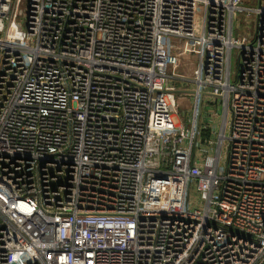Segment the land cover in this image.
Segmentation results:
<instances>
[{
	"label": "built area",
	"instance_id": "1",
	"mask_svg": "<svg viewBox=\"0 0 264 264\" xmlns=\"http://www.w3.org/2000/svg\"><path fill=\"white\" fill-rule=\"evenodd\" d=\"M22 4L0 0V264H264L262 0Z\"/></svg>",
	"mask_w": 264,
	"mask_h": 264
},
{
	"label": "rangeland",
	"instance_id": "2",
	"mask_svg": "<svg viewBox=\"0 0 264 264\" xmlns=\"http://www.w3.org/2000/svg\"><path fill=\"white\" fill-rule=\"evenodd\" d=\"M260 0H243V6L247 7V8H253L256 7L258 5V2ZM262 2L264 3V0H262ZM22 9L24 11L27 10V4H26V0H23V4H22ZM252 30H253V26L252 23L246 18L245 13H241L240 14V20L239 22L236 23L235 29H234V36L237 38H244L247 37L248 40L251 39V35H252ZM239 52L238 50H234L232 53V60H231V71H232V76H233V80L236 79L237 77V73H238V67H239ZM196 60L194 57H192L189 61H183V63H181V66L178 67V69L176 70V74H179L180 76H185V79H188L191 81L192 83V75H193V71L192 68L194 67V64ZM190 83V84H191ZM175 86L177 88H182L183 84L180 82H176ZM192 89V88H191ZM189 91H192V90ZM177 101H178V117L174 118V121L176 124H186V125H190L194 119V115H195V103L193 100V95L188 93H180L177 94ZM205 113L207 111V107H204ZM217 114L219 115V117H217V121H216V126L217 129L219 131L220 126H221V121H222V113H219L217 111ZM227 136L230 135V130L228 129L226 132ZM198 154V152H197ZM200 155V153L198 154V156ZM227 158L226 155V149H224L223 151V160L225 161Z\"/></svg>",
	"mask_w": 264,
	"mask_h": 264
},
{
	"label": "trees",
	"instance_id": "3",
	"mask_svg": "<svg viewBox=\"0 0 264 264\" xmlns=\"http://www.w3.org/2000/svg\"><path fill=\"white\" fill-rule=\"evenodd\" d=\"M204 136H208V132L204 131Z\"/></svg>",
	"mask_w": 264,
	"mask_h": 264
},
{
	"label": "water",
	"instance_id": "4",
	"mask_svg": "<svg viewBox=\"0 0 264 264\" xmlns=\"http://www.w3.org/2000/svg\"><path fill=\"white\" fill-rule=\"evenodd\" d=\"M197 126H199V121L197 122Z\"/></svg>",
	"mask_w": 264,
	"mask_h": 264
}]
</instances>
